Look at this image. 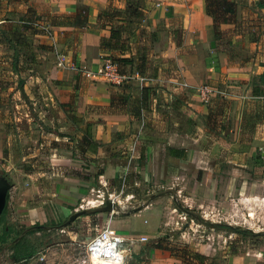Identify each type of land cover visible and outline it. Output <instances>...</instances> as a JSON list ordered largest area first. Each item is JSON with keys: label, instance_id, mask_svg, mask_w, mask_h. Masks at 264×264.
I'll return each instance as SVG.
<instances>
[{"label": "crops", "instance_id": "0c3cea01", "mask_svg": "<svg viewBox=\"0 0 264 264\" xmlns=\"http://www.w3.org/2000/svg\"><path fill=\"white\" fill-rule=\"evenodd\" d=\"M126 1L140 14L125 11L114 25L126 38L127 53H143L146 67L145 81L127 80L131 91L124 94L138 98L143 85L165 89L142 111L140 121L125 109L110 107V96L123 94L122 88L85 73L97 72L109 55L100 47L109 30L100 25L98 13L109 5L124 11ZM230 1L237 3L236 23L220 25V32L229 34L226 47L214 33L204 0H0V173L13 183L8 193L13 207L12 200L24 190L21 205L29 208L22 211L37 210L39 204L30 194L37 200L39 189L49 191L41 196L50 207L70 204L86 195L80 184L89 178L80 176V161H87L90 169L101 164L98 175L113 178L120 166L118 146L127 147L141 169L151 148L164 142L166 155L176 160V200L205 206L207 215L210 206L205 202L215 198L218 186L206 172L208 165L227 161L211 158L208 144L197 147L191 141L198 130L212 135L249 133L251 145H235L232 150L233 163L240 166L245 153L252 156L249 149L255 141L264 142V97L252 96L250 85L252 76L263 69L264 0ZM247 20L256 25L250 32L239 28ZM150 36L155 37L153 47L143 49ZM202 84L215 89L207 104L196 95ZM175 96L181 101L177 109L168 105ZM167 147L180 150V156L168 155ZM141 150L144 157L138 161ZM193 166L206 168L194 174ZM183 214L192 218L191 211L177 205L176 230L189 242L194 237L184 236L193 220L186 222ZM129 218L120 219L124 225L116 233L130 241L123 252H130L133 264H184L170 251L157 248V240L146 244L137 239L125 227ZM117 225L114 220L108 223L111 229ZM203 230L209 239H195L194 251L214 264L258 263L230 254L225 241L215 247L211 234L208 237ZM220 248L225 250L220 253Z\"/></svg>", "mask_w": 264, "mask_h": 264}, {"label": "rangeland", "instance_id": "374dc122", "mask_svg": "<svg viewBox=\"0 0 264 264\" xmlns=\"http://www.w3.org/2000/svg\"><path fill=\"white\" fill-rule=\"evenodd\" d=\"M255 26V22L251 23L247 20L243 24L241 22L239 28L250 32ZM217 35L224 41L226 47L229 46L228 31H219ZM154 39L155 37L150 36L142 48L151 49L153 47L151 42ZM198 131L199 133L195 135L196 139L191 141L197 147H200L201 143L208 144L211 148V158L221 156L227 161L223 165L215 161L210 162L212 165H208L206 172L212 174L218 186L215 198L205 202L210 206V211H206L207 215L204 214L205 206L197 207V204H184L181 200H176V160L173 161L166 155L162 146L164 142H160L156 148H151L141 169L132 158L131 151L122 145L116 150L120 166L113 178L98 175V171H103L100 161V165L91 169L87 161L84 163L80 161L82 165L79 170L80 176L89 178L80 184V187L85 189L86 195L73 198L70 204L58 203L50 207L45 203L46 201H43L44 196H41L46 191L39 189L40 194L37 200H34L33 193L30 194L33 197L31 200L39 204L37 210L24 212L22 207L29 208L28 205H21L20 196L24 197L22 194L24 190H21L20 194L12 200L14 207L13 202L10 203V199L7 198V206L0 221V264H99L98 262L120 264L119 261L91 257L86 251V244L102 228L107 227L111 220L117 221L118 225L112 227V230L119 233L124 225L120 219L126 217L130 218L125 227L131 229L137 239L146 237L143 243L152 244L158 240L173 246L175 251L185 254L186 252L194 253L197 247L195 242H206L209 239L204 233L203 228H205L208 231V237L211 234L215 247L218 243L225 241L230 254L238 255L246 262L253 263L256 260L258 261L256 264H264V157L255 158L259 151L264 150L262 147L259 148L260 145L264 146V142L255 141L250 148L252 150L249 149L252 156L245 153L244 161H241L242 166H240L233 163L232 150L248 142L251 145L253 139H250L249 133V135H238L229 132L223 135L220 133L212 135ZM230 143L233 144L230 145ZM205 166L202 168L193 166L191 169H194L193 173L197 170L201 173ZM180 170L187 172L182 168ZM106 200L114 202L113 210H100ZM177 205L181 209L191 211L194 215L190 218L183 214L186 222L193 220L191 228L188 227L187 234L184 236V238L194 237L189 242L182 240L178 236L179 231L176 230ZM83 209L87 211L69 221L70 215ZM195 216L210 223L229 224L241 230L217 227L210 229V226L200 222ZM31 226L36 227L34 231L25 230ZM38 226L42 229L38 230ZM15 237L28 241L34 249L32 256L19 261L12 259V240ZM129 243L130 241L124 240L120 249L128 250L125 244L129 245ZM223 250L225 249L220 248L218 252L221 253ZM191 256L192 254H189V257ZM207 257L210 259L209 256ZM189 261L192 262V260ZM132 262L130 252L125 254L123 264H133Z\"/></svg>", "mask_w": 264, "mask_h": 264}, {"label": "trees", "instance_id": "16d2710c", "mask_svg": "<svg viewBox=\"0 0 264 264\" xmlns=\"http://www.w3.org/2000/svg\"><path fill=\"white\" fill-rule=\"evenodd\" d=\"M206 13L212 18L213 20V30L214 33L217 34L220 31V24L223 23H236L235 12L237 3L230 0H204ZM127 8L123 10H119L116 7H112L109 5L106 9L100 11L98 13V21L102 27H107L109 30L108 37H102L100 39V47L103 50L109 51V55L106 58L110 59L113 63H116L118 66V70L121 74H127L137 72L139 75L144 74V69L146 67V58L144 54L137 53L135 56L127 53L128 47L126 46V38L122 37V31L119 25H114V22L119 21L121 17H124V12L127 11L131 14L138 15L140 12L137 11V7L130 1L126 2ZM259 6H263V4H258ZM136 10V11H135ZM128 54V55H126ZM263 69L262 72L258 75L252 76L250 79L251 85V93L252 96L255 97H264V62L261 63ZM112 85V84H111ZM120 87L124 90L123 94H112L110 96V107L112 108H121L128 111L130 115H132L136 120L140 121L141 113L143 110H146L150 107L152 100L157 98L158 91L165 92V89L158 86H146L143 85L139 91V97L135 99H131V95H125V90H130L131 86L127 83H121L115 85ZM131 91V90H130ZM158 102L162 101L157 99ZM163 102V101H162ZM181 101L176 96L173 97L171 102L168 103L173 109L179 108ZM89 124L86 125V134L89 136ZM177 151V152H176ZM180 150L176 149L175 147H167L168 155L173 157L180 156ZM262 152L259 151L256 154L255 158H261ZM264 154V153H263ZM144 157L143 150L140 151V157H138V161L142 160ZM8 195L6 197L7 202ZM7 203L0 214V221L2 216L5 212V208ZM193 217V214H192ZM200 222L207 224L210 227H217V228H224V229H232L234 231L241 230L226 224H219V223H210L208 221H204V219L197 218ZM35 226H31L25 228L26 231H34ZM42 229L41 226L37 228ZM249 232V231H248ZM157 248L166 249L170 251L173 256H177L182 259L184 264H213V261L210 260L207 256L202 255L198 252L189 253L192 254L189 257V254L186 252L181 253L180 251H175V248L167 243H163L162 241L156 242L155 245ZM34 249L28 244V241L24 238L15 237L12 240V253L11 257L14 261H19L22 259H27L32 256ZM191 258V259H190ZM189 260H192L190 262ZM189 262V263H187ZM212 262V263H211Z\"/></svg>", "mask_w": 264, "mask_h": 264}, {"label": "built area", "instance_id": "2783aa9c", "mask_svg": "<svg viewBox=\"0 0 264 264\" xmlns=\"http://www.w3.org/2000/svg\"><path fill=\"white\" fill-rule=\"evenodd\" d=\"M85 73L87 76H99L105 82L112 85L124 83L131 78H135L141 82L145 81V77L139 75L137 72H134L133 74H121L118 70L117 64L113 63L108 58L104 59L101 68L97 72L86 71ZM214 92L215 89L213 87L207 84H202L197 88L196 95L202 103L207 104ZM140 239L144 241L146 240V237L142 236ZM123 241L124 238L122 236L107 226L102 228L97 235L86 244V251L91 257H95L96 259L108 261L116 259L121 262L120 264H123L125 254L120 249ZM98 263L104 264L103 262Z\"/></svg>", "mask_w": 264, "mask_h": 264}, {"label": "water", "instance_id": "95a60500", "mask_svg": "<svg viewBox=\"0 0 264 264\" xmlns=\"http://www.w3.org/2000/svg\"><path fill=\"white\" fill-rule=\"evenodd\" d=\"M210 45L213 47L214 42L212 41ZM12 186H13V183L10 181V178L6 174L0 173V214L5 206L7 193L12 188ZM114 207H115L114 202L110 200H106L105 205L102 206L100 210L101 211L102 210H113ZM85 211L87 210L83 209V210L73 213L72 215H70L69 221L74 219L76 216L83 214Z\"/></svg>", "mask_w": 264, "mask_h": 264}, {"label": "bare ground", "instance_id": "6f19581e", "mask_svg": "<svg viewBox=\"0 0 264 264\" xmlns=\"http://www.w3.org/2000/svg\"><path fill=\"white\" fill-rule=\"evenodd\" d=\"M109 260H110V259H109ZM107 261H108V260H107ZM110 261H118V260H116V259H115V260H114V259H112V260H110ZM119 262H120V261H119ZM120 263H121V262H120Z\"/></svg>", "mask_w": 264, "mask_h": 264}]
</instances>
